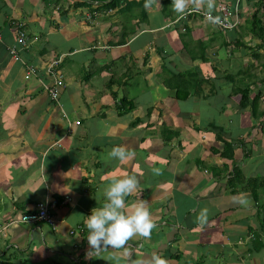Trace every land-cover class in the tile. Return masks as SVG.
Masks as SVG:
<instances>
[{
    "label": "crops",
    "instance_id": "0c3cea01",
    "mask_svg": "<svg viewBox=\"0 0 264 264\" xmlns=\"http://www.w3.org/2000/svg\"><path fill=\"white\" fill-rule=\"evenodd\" d=\"M217 3L184 0L167 16L162 0L145 12L108 11L93 0H0V264H129V250L133 259L159 253L168 264H264L263 212L247 186L257 167L264 171V121L239 108L226 76L249 70L240 65L254 42L248 16L227 34L197 15L181 17ZM18 31L26 45L15 59ZM202 40L213 41L209 64L193 68L206 82L177 100L187 92L178 75L192 64L183 46ZM59 57L63 86L54 102L46 87ZM210 125L222 132L196 130ZM117 145L135 155L110 159ZM129 174L139 186L126 202L147 201L155 227L130 247L90 253L83 216L101 205L111 179ZM49 200L58 202L54 227L18 223Z\"/></svg>",
    "mask_w": 264,
    "mask_h": 264
},
{
    "label": "trees",
    "instance_id": "16d2710c",
    "mask_svg": "<svg viewBox=\"0 0 264 264\" xmlns=\"http://www.w3.org/2000/svg\"><path fill=\"white\" fill-rule=\"evenodd\" d=\"M98 1L101 4H105L104 6L110 10H117L118 12H122L123 10L131 12L134 10V7H137L141 9L143 12L151 6L153 0H140L139 2H135L133 0H109V2H106L107 0H93ZM217 4H225L229 10H231V14L234 15V8L238 7V17L243 19V17H247L245 26L248 29V34H251L252 38L256 40L258 43L252 45L250 48H245L248 52H246V55L251 58L255 63L248 64L249 70H253L252 73H248V69L246 71L239 70L237 73V81L235 82V76L234 74H226V76L229 78L231 82L235 84V88L237 92L235 94L239 96V108L242 110L249 109L252 119L258 122V120H261L259 122L264 121V112H259V104L264 96V89L260 88L257 90V92L254 91L253 88L258 83L264 84V23L261 20V17L264 16V0H240V1H234L231 2V0H216ZM234 3V4H233ZM162 8L165 15H169L172 13L171 11L176 9L175 6V0H162ZM232 7V8H231ZM211 8V9H210ZM246 8V9H245ZM210 11H208L209 14H211L214 18L221 19V13H219L218 7L211 6L209 7ZM202 11V10H200ZM251 11V12H250ZM205 12V11H202ZM250 12V13H249ZM196 16V15H195ZM198 16V15H197ZM199 17H201L199 15ZM202 20H204L201 17ZM208 22V21H207ZM210 23V22H209ZM214 27H216L214 24L210 23ZM244 24L239 25L243 26ZM219 31L221 29L219 27H216ZM241 28V27H240ZM186 30V29H185ZM188 33V32H187ZM213 42V41H208ZM182 43L184 41L182 40ZM208 47L207 43L202 41H197L195 44H188L185 43L183 46V50L181 53L185 54L189 60L191 61V68L195 64V61H200L202 63H205V61L209 62V57L206 53V48ZM226 47V45H224ZM193 70V69H192ZM194 72L190 75V80H187V77L185 76L188 72L184 74L178 75L179 78L185 77L186 84H187V92L184 94V91H180L176 96L177 100L180 101H186L188 93L197 94L199 93L200 86L202 82H206V80H199L198 74L196 72V69L193 70ZM213 71H215V68H213ZM216 72V71H215ZM260 77H259V76ZM262 85V84H261ZM252 88V89H251ZM261 124V123H260ZM262 125H258V128L262 129ZM202 128V127H201ZM217 129V130H216ZM196 130H204V131H214L216 130L217 134L222 132L221 130H218L213 125H210L208 127L200 129V127L196 128ZM256 130H258L256 128ZM218 138L221 139V136ZM226 149H228V155L229 157H233L235 155L233 151V146L231 143H226ZM225 149V150H226ZM227 152V150H226ZM237 176V175H235ZM239 176V175H238ZM234 179H237V177H234ZM251 186V197L254 199L256 204L258 205V212H263L262 222L264 225V176L263 177H255L249 181L247 186Z\"/></svg>",
    "mask_w": 264,
    "mask_h": 264
},
{
    "label": "clouds",
    "instance_id": "9594fccd",
    "mask_svg": "<svg viewBox=\"0 0 264 264\" xmlns=\"http://www.w3.org/2000/svg\"><path fill=\"white\" fill-rule=\"evenodd\" d=\"M175 6L182 11L184 0H175ZM134 155L133 151L120 145L113 146L108 152V157L117 161L127 160ZM154 171L159 174L160 169ZM138 186L139 179L131 174L113 178L104 186L101 205L83 216L90 253L130 247L128 241L134 236L150 237L155 223L148 202L143 199L126 202V197L136 192ZM206 213L207 209L201 211L198 217L201 222L206 218ZM128 257L129 264H168L167 259L156 252L133 259V251L129 250Z\"/></svg>",
    "mask_w": 264,
    "mask_h": 264
},
{
    "label": "built area",
    "instance_id": "2783aa9c",
    "mask_svg": "<svg viewBox=\"0 0 264 264\" xmlns=\"http://www.w3.org/2000/svg\"><path fill=\"white\" fill-rule=\"evenodd\" d=\"M240 1V0H238ZM232 8V7H231ZM218 10L222 14L221 19L214 18L211 14L200 11L199 9L187 10L185 14L181 17H187L189 15H200L205 21H208L214 24L216 27H219L221 31H231L235 28H238L241 25V20L238 17V7L234 8V15H232L225 4H219ZM1 40V32H0ZM26 45V36L23 31H18L17 39L15 46L9 48L10 54L15 58L19 59L18 48H23ZM61 61V57L54 60L50 64L49 73L52 75L54 81L53 85L46 87V92L48 96L54 101L57 102L59 98L60 89L63 86L62 77L54 68L58 66ZM37 73V69L33 66L28 67L27 75L34 76ZM58 206L56 200L43 201L37 205L35 212L21 216L18 219V223L22 224H36V223H46L47 225L54 227V220L50 213L51 210L55 209ZM7 226L3 227L2 231H5Z\"/></svg>",
    "mask_w": 264,
    "mask_h": 264
},
{
    "label": "rangeland",
    "instance_id": "374dc122",
    "mask_svg": "<svg viewBox=\"0 0 264 264\" xmlns=\"http://www.w3.org/2000/svg\"><path fill=\"white\" fill-rule=\"evenodd\" d=\"M234 1V3H235V1L236 0H231V2H233ZM215 2V1H214ZM233 3V4H234ZM217 5H219V4H217ZM163 6L161 5V8H162ZM218 7V6H217ZM187 8V7H186ZM176 10V9H175ZM251 12V11H250ZM249 12V13H250ZM261 20L263 21V23H264V16H262L261 17ZM241 27V26H240ZM239 27V28H240ZM237 28H235V29H233V30H231V31H225L224 32V34H227V32H232V31H234V30H236ZM250 36H251V34H250ZM252 37V36H251ZM228 39V38H227ZM204 42H206L207 43V45H208V47L206 48V53H207V56L208 55H211V46H210V44H211V42H208V41H204ZM254 44H257V42H256V40H254V42H253V45ZM248 52V51H247ZM227 56H228V54H227ZM209 57V56H208ZM220 57V59H219V62H222V61H225V56L223 55V56H219ZM222 58V59H221ZM212 59H213V57H212ZM216 59V58H215ZM217 60V59H216ZM213 61H215L214 59H213ZM195 62H198V61H195ZM200 62V61H199ZM241 62H242V64H240L239 63V60H238V62L236 61V62H232V63H228V64H226V63H224V66H220V67H218V69H219V71H223L224 70V67L226 68L227 67V65L229 66L230 64L231 65H234V66H237V65H247V64H249V62L250 63H255V61H253L251 58L249 59L248 57H245L244 59H243V61L241 60ZM202 63V62H201ZM205 63L207 64H209V62L208 61H205ZM211 64V63H210ZM215 65V64H214ZM216 66V65H215ZM205 68H208V65H205ZM187 69H188V72H187V74L185 75L186 77H187V80H190L191 78H190V75H191V73H193L194 71V68L192 67H187ZM193 69V70H192ZM236 73V71L235 70H233V74H235ZM259 76V75H258ZM199 79H201L199 76H197ZM235 77H237V75H235ZM260 77V76H259ZM238 78V77H237ZM165 79V76L164 77H162V80H164ZM262 84V85H261ZM260 88H262V89H264V84L263 83H258L256 86H255V88H253L254 89V91L255 92H257V90L258 89H260ZM207 101V100H206ZM260 104H261V110L263 111L264 110V96H263V99L260 101ZM212 117V116H211ZM224 117L226 118V114L224 113ZM192 118H195V116H192ZM192 121H189V122H187L186 121V123L184 124V126H186L187 124L188 125H192V123H191ZM183 129H182V127H179L178 128V131L181 133V132H183L182 131ZM264 145L263 146H259V152L258 153H261V154H264ZM261 151V152H260ZM261 166H264V165H261ZM257 170L259 171V173H257V177H261V175L264 173V171H262L263 169H261V167H257ZM262 172V173H261Z\"/></svg>",
    "mask_w": 264,
    "mask_h": 264
}]
</instances>
